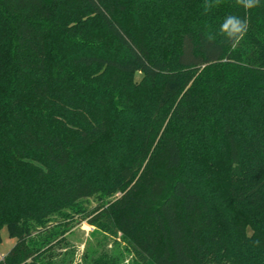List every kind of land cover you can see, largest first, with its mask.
<instances>
[{
    "label": "trees",
    "instance_id": "1",
    "mask_svg": "<svg viewBox=\"0 0 264 264\" xmlns=\"http://www.w3.org/2000/svg\"><path fill=\"white\" fill-rule=\"evenodd\" d=\"M204 2L0 0V264L78 216L130 264H264V0Z\"/></svg>",
    "mask_w": 264,
    "mask_h": 264
},
{
    "label": "rangeland",
    "instance_id": "2",
    "mask_svg": "<svg viewBox=\"0 0 264 264\" xmlns=\"http://www.w3.org/2000/svg\"><path fill=\"white\" fill-rule=\"evenodd\" d=\"M138 77V76H136ZM98 205L94 198L87 200L83 206L87 211ZM54 223L51 225L53 226ZM59 231L64 230L62 242L54 245L46 260L50 264H91L99 257L107 256L114 264H130L131 256L119 241L118 236L109 237L87 224L80 216L72 222L60 225ZM53 231V230H51ZM5 228L0 231V260L14 246Z\"/></svg>",
    "mask_w": 264,
    "mask_h": 264
},
{
    "label": "clouds",
    "instance_id": "3",
    "mask_svg": "<svg viewBox=\"0 0 264 264\" xmlns=\"http://www.w3.org/2000/svg\"><path fill=\"white\" fill-rule=\"evenodd\" d=\"M220 0H205L202 5L205 14L210 12L214 7L218 6ZM236 3L246 11L257 8L261 5V0H236ZM248 31L247 19H241L235 15H228L219 27V35L226 37L232 42V47L235 48L244 39ZM209 41L215 39V36H209ZM259 243V242H257Z\"/></svg>",
    "mask_w": 264,
    "mask_h": 264
}]
</instances>
